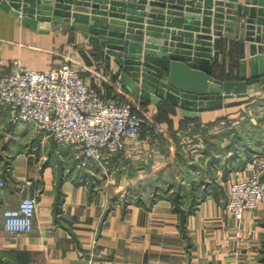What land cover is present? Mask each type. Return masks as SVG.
Here are the masks:
<instances>
[{
  "label": "crops",
  "instance_id": "0c3cea01",
  "mask_svg": "<svg viewBox=\"0 0 264 264\" xmlns=\"http://www.w3.org/2000/svg\"><path fill=\"white\" fill-rule=\"evenodd\" d=\"M235 42L221 37L220 61L214 65L224 79L239 78ZM90 47L77 28L59 24L41 31L0 6V74L9 73L15 60L38 70L58 69L67 55L78 62L90 83L106 85L109 97L130 99L164 131L157 137L131 140L105 169L92 164L78 172L81 168L75 166L70 146L25 123L10 122L0 109V135L10 141H0V264H264V205L246 211L242 218L225 207L226 175L235 166H245L252 156V142H230L220 131L211 133L212 139L204 137L203 157L197 154L203 162L196 168L198 175H178L179 171L175 175L180 189L188 193L187 202H176L159 183L179 165L178 131L196 126L197 120L210 124L237 117L246 105L262 103L264 91L254 92L242 103L198 111V117H191L169 100L155 103L137 96L120 79L121 73L100 58L88 64L80 49ZM99 65L104 67L99 74L107 81L94 75ZM238 99L236 95L226 100ZM162 102L168 106L164 114ZM12 133L31 136V142L23 146ZM130 190L144 199L127 198ZM36 194L34 229L7 230L4 208Z\"/></svg>",
  "mask_w": 264,
  "mask_h": 264
},
{
  "label": "water",
  "instance_id": "95a60500",
  "mask_svg": "<svg viewBox=\"0 0 264 264\" xmlns=\"http://www.w3.org/2000/svg\"><path fill=\"white\" fill-rule=\"evenodd\" d=\"M0 6L41 31L59 24L81 30L91 46L80 49L88 64L100 58L137 96L169 100L184 115L264 91V0H0ZM224 35L238 45L239 78L215 72Z\"/></svg>",
  "mask_w": 264,
  "mask_h": 264
},
{
  "label": "built area",
  "instance_id": "2783aa9c",
  "mask_svg": "<svg viewBox=\"0 0 264 264\" xmlns=\"http://www.w3.org/2000/svg\"><path fill=\"white\" fill-rule=\"evenodd\" d=\"M97 69L94 75L107 81L99 74L104 67L99 65ZM116 83L123 84L121 80ZM0 109L10 122L25 123L46 138L70 146L74 162L85 169L92 164L105 169L131 140L144 135L157 137L164 131L151 115L137 110L130 99L109 97L106 85L90 83L78 62L67 55L58 69L38 70L15 60L9 73L0 74ZM224 122L188 126L178 132L179 142L186 151L191 141H195L192 146L196 150L203 149L205 133L220 131ZM225 180V207L229 213L242 218L246 211L264 205V149L254 152L244 167L231 168ZM37 207L38 194L22 198L17 206L5 207L6 229L31 232Z\"/></svg>",
  "mask_w": 264,
  "mask_h": 264
},
{
  "label": "rangeland",
  "instance_id": "374dc122",
  "mask_svg": "<svg viewBox=\"0 0 264 264\" xmlns=\"http://www.w3.org/2000/svg\"><path fill=\"white\" fill-rule=\"evenodd\" d=\"M253 94V93H252ZM254 104V105H253ZM249 105V107L246 105L244 112L240 113L237 117L231 118L230 123L225 121L223 124V127L220 130V133L223 135L229 136L230 142L237 140V142L240 144L241 140L243 141H249L252 142V153L254 152H259L264 149V143L261 142L260 139L261 137H264V99L262 103H253ZM205 135H208L209 139H212L213 135L210 133H207ZM12 136L15 137L18 142H20L23 146L26 144H29L31 142L32 137L31 136H20L18 134L12 133ZM4 136H2V133L0 135V141L4 140ZM51 138V137H50ZM180 139V138H178ZM233 139V140H232ZM264 139V138H263ZM211 141V140H210ZM263 145H260L261 143ZM264 141V140H263ZM7 142L9 143L10 141L4 140V143ZM195 141H191L190 144L193 145ZM179 145V165H177L176 168L169 169L167 171V174L165 177H162V180L159 183L163 184V187L168 190V194L175 200V201H183L187 202L189 201V196L186 190L182 191L180 187L178 186V181L176 178V174L179 171V174H184L186 173V168L189 163L194 162L197 158V154L201 152L202 148L195 149L192 145L189 146L187 145V151L185 150L184 146L180 144L178 141ZM206 143H204L203 148H205ZM15 149V145H13ZM218 147V145L216 146ZM2 146H0V149ZM245 148V147H244ZM200 158L203 157V155L199 156ZM197 169H193V173L196 174ZM198 175V173L196 174ZM97 181L99 182V177H97ZM197 181V180H196ZM127 198H140L144 199L143 196L140 194V192H134V190H130L127 192ZM153 196V195H152ZM150 196V197H152ZM155 196V195H154ZM146 199L149 198L148 195L144 196ZM199 198V197H197Z\"/></svg>",
  "mask_w": 264,
  "mask_h": 264
},
{
  "label": "trees",
  "instance_id": "16d2710c",
  "mask_svg": "<svg viewBox=\"0 0 264 264\" xmlns=\"http://www.w3.org/2000/svg\"><path fill=\"white\" fill-rule=\"evenodd\" d=\"M109 90H110V92L111 93H113V91L109 88ZM115 97V96H114ZM161 112H162V114H164L165 113V111H167L168 110V106L165 104V103H161ZM162 117H163V115H161L159 118H161L162 119ZM195 120V119H194ZM228 121L229 123H230V121H231V119H230V117H224L223 119L221 118L220 119V121H217V122H214V123H218V122H221V121ZM214 123H210V124H214ZM202 123L200 122V121H195V125L197 126V127H200V125H201ZM177 132V131H176ZM179 132V131H178ZM178 132H177V134H176V137L177 138H179V134H178ZM206 134V133H205ZM206 136H208V135H205V137ZM207 138V137H206ZM179 140V139H178ZM253 154V153H252ZM200 162L201 163H203L201 160H195L194 162H192L191 164H189V165H187V169H186V172H192L193 173V169H195V168H197V167H199L198 165H200ZM74 164H75V166H77L76 165V163L74 162ZM80 168V167H79ZM198 169V168H197ZM82 170H83V168H81V169H79V171L78 172H82ZM156 198V196H152V199H155ZM138 199H140V198H138ZM176 202H180V200L179 201H176ZM261 252H262V256H263V260H264V245H263V247H262V249H261Z\"/></svg>",
  "mask_w": 264,
  "mask_h": 264
}]
</instances>
